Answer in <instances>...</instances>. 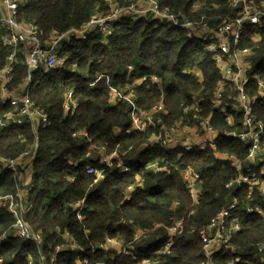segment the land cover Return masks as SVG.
<instances>
[{"label":"trees","instance_id":"trees-1","mask_svg":"<svg viewBox=\"0 0 264 264\" xmlns=\"http://www.w3.org/2000/svg\"><path fill=\"white\" fill-rule=\"evenodd\" d=\"M159 1L175 11L184 10L191 19L204 16L211 25L232 19L237 12L229 7L228 0H199L202 7L194 13L188 10L191 0ZM105 8L103 0H24L18 12L20 18L37 24L44 37L52 30L78 27L95 11ZM4 33L0 24V68L10 53L3 42ZM254 33L260 34L261 39L250 74L264 80V24L246 25L239 46H252ZM60 54L65 56L64 65H40L29 87L30 98L45 112L47 122L33 126L24 121L0 131V156L15 158L25 150L31 152L26 163L32 182L26 196L31 208L25 219L34 231L44 235L40 249L15 235L11 228L13 216L0 207V236L7 233L0 240L2 264H40L42 257L50 264H76L83 258L104 264H139L143 258H150L151 264H200L205 257L199 231L233 198L238 205L229 220L236 218L239 230L231 234L232 247L215 252L212 263L264 264V252L256 251V244L264 242V195L244 185L225 187L236 174L226 156L233 155L246 169L249 144L223 134L242 128V114L231 108L235 90L230 86L226 87L220 106L212 108L220 75L202 41L187 38L182 29L168 28L160 21L140 18L132 22L125 17L116 22L105 42L99 34L82 41L72 39L62 44ZM195 69L200 72V79L192 72ZM26 74L23 64H15L8 89L20 87ZM144 75H156L160 85L150 80L137 84L136 107L146 109L162 99L168 112L162 120L169 125L181 115L179 103L197 94L202 113L210 115L219 133L214 149L166 151L158 144L141 148L153 130L125 132L131 124L133 105L124 99L110 104L108 92L112 87L122 90ZM245 89L249 94L256 93V81L250 80ZM68 93L77 105L65 111ZM223 106L232 115L233 125L226 123ZM10 108L0 104V115ZM253 111L264 119V100L257 99ZM115 149L120 154L127 151L121 160L130 170L123 172L115 165L106 170L102 181L92 184L93 175L86 172L87 166L103 167L99 163L102 150L110 154ZM153 161L164 170L145 167ZM262 167L264 162L250 169L260 174ZM185 169H190L200 181L195 204L182 174ZM18 184L24 187L12 171L0 169V195L15 194ZM130 185L134 188L126 199ZM81 199L83 219L79 220L73 205ZM248 205H258L263 214L246 212ZM191 209L194 211L189 215ZM179 218L184 221V230L172 238L170 253L163 254L160 248L167 239L165 227ZM56 227L67 230L84 252L67 249L55 253L56 245L64 243ZM135 227L145 231V235L133 241ZM192 227L194 232L190 231ZM107 235L130 243L133 255H121L113 249L91 253L90 243ZM235 256H240L241 261H232Z\"/></svg>","mask_w":264,"mask_h":264},{"label":"built area","instance_id":"built-area-1","mask_svg":"<svg viewBox=\"0 0 264 264\" xmlns=\"http://www.w3.org/2000/svg\"><path fill=\"white\" fill-rule=\"evenodd\" d=\"M24 0H0V24L4 28L3 42L10 48V53L3 66L0 68V104H8L10 109L0 115V131L11 124H22L24 121L30 122L33 126L39 123L47 122L45 112L30 98L29 87L32 75L38 70L40 65L45 67H62L65 62V56L60 54V48L63 43L70 40H85L89 36L99 34L103 39L112 34L115 30L116 22L128 17L132 22L140 18H149L151 20L165 23L168 28H180L184 31L187 38L201 40L204 48L209 51L217 66L220 79L217 82L212 108H218L221 98L230 86L235 90L231 97L232 109H239L242 114V128L236 130L224 131V136L232 137L249 144V150L246 160V169H243L242 162L233 155L226 156L232 163L235 176L226 184V188L236 185H244L250 191L257 189L264 195V167L258 174L250 169V166L264 162V119H261L253 111V104L257 99L264 100V80L257 75L250 74L252 59L255 50L258 48L261 39L260 34L254 33L251 36L252 46L240 47L243 38V30L246 25L261 27L264 24V0H228L231 9H236V15L232 19H224L215 25L200 16L199 19H191L184 10L175 11L168 6L160 4L159 0H103L106 8L95 11L84 23L78 27H70L65 31L52 30L44 37L39 27L33 21H26L19 17V4ZM202 4L199 0H191L188 8L189 12L194 13L201 9ZM21 63L26 67L27 74L23 83L20 85V91L14 92L8 89L11 82V73L15 64ZM189 72V70H187ZM194 75L200 79V72L192 70ZM101 77V76H99ZM147 80L160 85V80L156 75L141 76L136 78L125 88L117 89L112 87L108 92L110 104L124 99L133 105L130 115L131 124L125 130L126 133L134 131L144 132L149 128L153 131L148 134L145 145L158 144L166 151L174 149L205 150L207 147L215 148L218 131L212 125L210 115L202 113L201 98L194 94L189 101L182 100L179 103L181 115L171 124L163 122L162 116L168 112L163 100L154 102L149 108H138L135 105L136 85ZM250 80L257 83V91L249 94L245 86ZM77 103L71 98L70 93L65 95L64 110H70L76 107ZM224 118L227 124L233 125V117L228 112L227 106H223ZM129 147L128 150H130ZM127 151L119 153L116 149L110 154H105L102 150L100 164L103 167L88 165L86 172L93 175L92 184H97L106 176V170L115 165L123 172L130 170L121 157ZM30 150L21 152L17 157L10 158L0 156V169H8L13 172L18 183L15 194L0 195V207L6 208L14 218L11 228L14 234L21 236L33 242L40 249L44 243V235L40 231H34L25 219V215L31 208L28 198V191L32 187L31 179L25 177L29 172L28 157ZM88 156V154L86 155ZM75 164L77 161L74 162ZM146 168L154 171H161L164 168L159 166L157 161L148 163ZM192 203L198 202L200 181L194 176L190 169L182 172ZM134 185L127 187L125 194L129 198ZM238 205L236 198L229 201L227 206L223 207L209 222V224L200 229L199 235L203 240V252L205 259L200 264H213L212 256L215 252L224 248H231V234L239 230V223L236 218L229 220L232 211ZM84 199L74 203L73 208L76 217L83 219L82 209ZM194 209L189 211V215ZM248 213L263 214L258 205L246 207ZM57 232L64 242H68V248L63 244L56 245L55 253L62 250H74L84 252V247L79 245L67 230ZM167 239L160 248L163 254L170 253L172 238L181 234L184 230V221L182 218L175 219L165 227ZM191 232L195 231L192 227ZM145 231L135 227L133 229V241L145 235ZM7 233L0 236V240L5 238ZM113 249L121 255H133V247L130 243H125L122 239L105 236L101 241L90 243V251H107ZM258 253L264 252V242L256 244ZM157 251H155L156 253ZM154 253V254H155ZM52 258L55 254L51 255ZM264 261V257H262ZM234 262L241 261L240 256L233 258ZM150 258H143L139 264H151ZM2 264V258H0ZM40 264H50L46 257H42ZM76 264H104L102 262L92 263L89 258H83Z\"/></svg>","mask_w":264,"mask_h":264},{"label":"rangeland","instance_id":"rangeland-1","mask_svg":"<svg viewBox=\"0 0 264 264\" xmlns=\"http://www.w3.org/2000/svg\"><path fill=\"white\" fill-rule=\"evenodd\" d=\"M103 40L105 42V39H103ZM11 90H13L14 92H18V91H20V87L17 86V87L12 88ZM140 147L142 148L143 146L141 145ZM27 170H30V169L27 168ZM139 239H137V240H139ZM134 241H136V240H134ZM63 246L68 248V242H64Z\"/></svg>","mask_w":264,"mask_h":264},{"label":"crops","instance_id":"crops-1","mask_svg":"<svg viewBox=\"0 0 264 264\" xmlns=\"http://www.w3.org/2000/svg\"><path fill=\"white\" fill-rule=\"evenodd\" d=\"M27 178V180L30 178V176L29 175H27L26 177H25V179ZM126 194H128L127 192H126Z\"/></svg>","mask_w":264,"mask_h":264}]
</instances>
